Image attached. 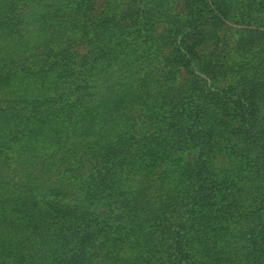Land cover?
Segmentation results:
<instances>
[{
  "label": "trees",
  "instance_id": "1",
  "mask_svg": "<svg viewBox=\"0 0 264 264\" xmlns=\"http://www.w3.org/2000/svg\"><path fill=\"white\" fill-rule=\"evenodd\" d=\"M0 264H264V0H0Z\"/></svg>",
  "mask_w": 264,
  "mask_h": 264
},
{
  "label": "rangeland",
  "instance_id": "2",
  "mask_svg": "<svg viewBox=\"0 0 264 264\" xmlns=\"http://www.w3.org/2000/svg\"><path fill=\"white\" fill-rule=\"evenodd\" d=\"M102 1V0H100ZM175 10L176 12H183L184 8L182 6V4L180 2L176 3L175 6ZM155 34L162 36L161 38H163L165 40L168 39V30L170 29V25L168 23L165 22V19L161 18V17H157L156 18V25H155ZM222 157V156H220ZM219 166H230V163H228L226 160L224 161L223 159H220L218 162ZM233 166V165H232Z\"/></svg>",
  "mask_w": 264,
  "mask_h": 264
}]
</instances>
